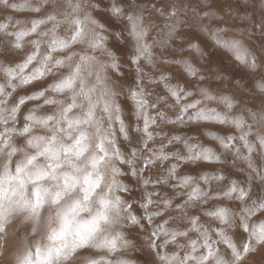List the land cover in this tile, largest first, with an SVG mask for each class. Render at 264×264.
<instances>
[{
	"label": "snow or ice",
	"instance_id": "snow-or-ice-1",
	"mask_svg": "<svg viewBox=\"0 0 264 264\" xmlns=\"http://www.w3.org/2000/svg\"><path fill=\"white\" fill-rule=\"evenodd\" d=\"M2 3H7V0H0ZM34 0H25V5L32 6ZM51 3L56 9V14H48L46 19H34L31 21L30 27H25L17 31H6L4 34L8 37L15 38L14 47L21 49L22 41L31 34H37V39L31 40L29 43L34 46L35 50L31 53H25L26 58L22 63L15 67H6L3 69L10 78L8 86L15 90L17 87L27 85L31 81L39 80L50 73H54L60 69H67V73H61L56 81L52 83L44 91H40L34 96H26L18 98L19 102L14 106L8 107L6 99H0V125H7L9 121L15 122L17 113L22 112L21 106L26 105L27 100L44 98L45 105H52L55 111L52 115L27 114L25 117L24 133L31 136L27 140L28 145L36 149V155H33L28 160L32 164L38 156H42L49 161V171H40L38 178L43 179L50 177L56 181L55 187L60 189L56 193L57 200L72 196L77 191L80 198L75 199L71 205L70 211L73 217L81 212L90 211V202L97 196V190L100 189L104 193L96 202L99 207L95 214L90 219L82 221L80 226L71 240V243H63L60 248L55 249L57 255L63 253L66 260L76 252L77 249L85 246L96 247L100 250H106L109 254L108 258L104 256L99 260L92 261V264H130L119 258L112 259L111 254L116 253L121 243L127 247L129 242L124 238L123 232H116L115 235L98 237L97 234L101 231V224L111 222L114 225H120L121 228L126 227L124 221L130 222L132 225H137L143 231V224L140 223L141 217H137L132 212L131 203L122 200L118 192L129 191L128 187L117 179L118 176L124 175L121 169L116 165V161L120 164H127L131 169V175L135 178L138 173L144 172L145 168L160 162L163 166L166 161H175L166 169L167 175L157 181H149L143 178V183L148 185L165 184L173 188L184 189V192H177V197H186L182 203L173 204L170 198H163L159 192H146L144 194V202L140 207L144 210L143 219L151 226V236L145 237L148 247L154 251L164 249L165 251L157 252L158 259L161 264H239L244 255L255 251V245H264V223L252 222V218L257 213H264V198L259 201L256 198H250L251 182L253 177L249 176V187L241 186L236 180L231 181V186L221 193L213 194L209 190L201 188L195 182V178L189 175L177 176L176 173L181 165H196L201 162H220L221 156L210 147H205L199 142H193L194 138L181 135L169 134L166 132H153L150 127H161L162 124L177 125L185 127L192 124H200L202 122H210L219 125L234 126L241 131L239 137L243 142V147L247 150V156H243L241 149L233 144L236 140L235 136H223L213 132H205V135L219 143L224 150L234 149V155L240 156L247 161L248 167L253 171L259 172L254 164L251 154L256 151V146L249 140L252 125H248V131H244L246 121L245 118L235 115H230L236 106L233 99L221 94L214 95L208 88L199 87V94L202 99L188 100L193 97L194 93L182 88L180 85L167 83V77L161 75L160 81L164 82V87L169 95L175 100V104L179 105V112L175 118L169 117L163 110L157 112L155 116H150L149 107L156 108L157 104H149L146 99L145 88L142 80L145 75L144 69L139 65L138 61L145 60L146 63L155 68L156 63L153 45L147 43L145 38L149 33V28L144 23V11L147 5L142 8L133 3L128 5L129 11L125 13L120 6L114 5L111 9L112 13L117 16L120 21H127L125 31L133 41L134 55H132V64L136 65L137 80L136 87L131 91V99L135 105V115L137 119H143L142 130L138 127V132L142 131L138 143L141 144L139 149L132 148L131 156L125 157L119 147L116 146L115 131L113 124H119V132L123 134L124 139L128 140L129 136L126 131L125 122L121 119V109L117 103V93L107 88V76L101 77L96 71V64L100 63L95 55L89 54V50L96 51L103 49L106 37L100 36L93 28H86L87 24L103 27L98 24L90 13H86L85 5L82 3H72V0H39L35 4L34 10L40 12L42 7ZM98 7L96 5H89ZM172 11L170 13L163 12L162 8H157L161 16L165 18L164 27L167 29V39L163 44H167L174 39H180L195 49L198 55L203 57L200 47L193 44L186 36H177V33L182 25H187L191 28V24L186 19L180 18V10L174 5H170ZM15 7V5H13ZM156 8V5H152ZM191 10L195 15H199L194 7L185 5L184 15ZM81 14H83L81 16ZM62 17V18H58ZM207 22H203L199 27L200 32H207L209 38L214 40L220 47L232 52L235 58L251 69L258 67L256 58H252L251 65H247V49L240 46L238 41L228 40L221 33L225 31L219 25L213 22L218 18L215 13L206 12ZM49 22L52 26L47 30L38 32L41 25H46ZM60 25L72 26L69 30V35L58 36L56 30ZM9 24L0 23V30L9 29ZM51 39L46 41V51H41L44 37ZM73 45H87V47L78 51ZM181 49H177L180 51ZM58 51L65 52L64 58L60 59L53 55ZM106 54L112 58L113 63L110 65L100 63V70L105 71L108 67L117 69L118 65L114 62L115 57L110 51L104 49ZM39 58V59H38ZM37 61L38 66L34 67L30 74H25V69ZM168 61H165L167 63ZM173 63L181 64L189 76L195 77L199 74V69L192 65L189 60L172 61ZM95 76L97 84L89 86L88 78ZM201 81L203 76H199ZM12 81H17L13 83ZM149 81H156L149 77ZM98 86L101 91L97 94ZM260 90L264 91V84L260 85ZM51 91L60 94L63 99H52L45 95V92ZM3 87H0V96H7ZM81 98L87 103H82ZM163 97H158V100H163ZM182 101H187L183 102ZM204 101H215L223 105L228 111L221 112L215 107H207ZM102 105V108L100 107ZM173 108L174 105H166ZM34 111V110H33ZM102 113V114H101ZM249 115L256 123L264 122V112H261L259 117L255 112L249 110ZM44 130V134H39L40 130ZM15 131L14 126L5 130V134H11ZM36 133V134H34ZM164 136H168L167 142H162L152 148L148 147L149 142L154 141L156 137H160L163 141ZM258 142L261 150V156L264 158V135L258 137ZM182 145L184 153H181L175 145ZM169 146H173L172 150L166 151ZM147 151V155H145ZM143 161V167L136 168V160ZM101 167L107 169V174L101 173ZM200 179L211 186V182L226 180L224 175L203 173ZM260 181L264 182V175H259ZM175 180L176 184L171 185L169 181ZM107 191L101 189V184ZM153 196H161L163 199V210H161L160 200H153ZM226 197L228 199H236L241 203L239 211L229 209L227 207H217L215 211H205L204 214L209 217H215L221 225L226 227L207 228L200 224V216L190 215L189 208H196L198 205L207 204L210 200ZM250 201V202H249ZM150 205H156L155 211H149ZM167 211L179 212V219L187 223V227L183 230L168 227L169 220H163L158 224H154V218L163 216ZM122 213H127L123 215ZM112 219L110 221V215ZM237 218L239 223H237ZM242 228L247 234L248 240L243 243L241 252L232 237L228 234L227 229ZM2 230V229H0ZM196 233L195 238L190 234ZM215 233V237L212 235ZM56 238H62V233ZM180 238H187V244L179 243ZM157 241H160L157 243ZM225 245L231 250L234 260L226 259L221 254L219 245ZM170 245H175L180 251H183V256L179 252L168 251ZM187 249V250H185ZM66 250V251H65Z\"/></svg>",
	"mask_w": 264,
	"mask_h": 264
},
{
	"label": "rangeland",
	"instance_id": "rangeland-1",
	"mask_svg": "<svg viewBox=\"0 0 264 264\" xmlns=\"http://www.w3.org/2000/svg\"><path fill=\"white\" fill-rule=\"evenodd\" d=\"M262 1L264 0H134L135 4L141 8L144 5L148 6L144 11V23L145 26L149 28V33L145 41L153 45L152 51L156 63V67L153 68L143 59L138 61L139 65L147 74L142 80L147 94L146 99L149 101L150 105L157 104L156 108L149 107V115L155 116L158 111L163 110L169 117L175 118L176 114L179 112V105L175 104V100L165 89L164 82L160 81L161 75L167 77V83L173 85L178 84L182 88L192 91L194 95L193 97H189L188 100L202 99L198 88L194 85L208 88L217 96L221 94L230 96L236 104L230 115H242L245 118L246 125L244 131L249 130L248 125H252L249 140L256 146V151L251 154V157L259 175H264V158L261 156L258 142V137L264 135V122L256 123L253 121L249 115V110L255 112L257 117H259L261 112H264V91L260 90V85L264 84V9L262 10V8H264V2L261 4ZM36 3H39V0H34L32 6L25 5V0H7L6 4L0 2V23H10L13 25L9 29L0 30V87H3L6 93H9L6 97L0 96V99H6L8 107L14 106L13 101L18 103V98L20 97L34 96L38 92L44 91L56 81L57 77L62 72L67 73L68 71L66 68L60 69L39 80L31 81L27 85L19 86L15 90L8 86L10 78L3 69L6 67H15L17 64L22 63L26 58L25 53H31L35 50L34 46L29 42L40 37H38L37 34H31L21 42L23 47L21 49H16L14 47L15 38L8 37L4 33L6 31H17L25 27H30L32 20L46 19L48 14H56V9L51 3L44 5L40 12H36L34 10ZM72 3L84 4L86 13H90L91 16L98 21V24L103 26L96 27L91 24L86 25V28H93L100 36L106 37L103 49H97L94 52L89 50V54L95 55L100 63L110 65L113 63V60L104 51V49H106L113 54L115 57L114 62L118 65L117 69L108 67L105 72L100 70V63H97L96 71L99 72L101 77L107 76L105 86L117 93L116 100L120 106L121 119L125 122L129 139H124L123 134L119 132V124L114 123L113 129L115 131L116 146L125 154L126 158H129L132 148L139 149L141 147L138 140L140 136L143 135L142 131L138 132L136 130L138 127L142 130L143 119H137L135 115V105L131 99V91L136 87L137 66L132 64V55L135 54L133 41L124 30L127 21L118 20L111 9L114 5H117L127 13L129 11L128 5L133 3V0H72ZM13 5H15V7H13ZM66 5L67 0H65V6ZM89 5H96L98 7ZM152 5H156V8L152 7ZM170 5H174L179 9L180 18L186 19L189 24H191V28L187 25H182L177 36H186L193 44L198 45L203 53L202 58L197 54L195 49L191 48L180 39L169 41L166 45L162 43L167 39V29L164 27L166 21L164 16H161L160 12L157 11V8H162L163 12L170 13L172 11ZM185 5L194 7L199 15H195L189 10L185 16ZM206 12L216 14L218 18L213 23L225 29V31L221 33L222 36L231 41L236 40L240 45L243 43V45H241L243 48L247 46L245 48H248L247 51L249 53L247 56V65H251L252 58L255 57L258 65L256 69H251L238 61L232 52L218 46L214 40L210 39L207 32L202 33L198 30L203 22H207V17L204 16ZM82 15L83 14H81V16ZM58 18L62 17L58 16ZM52 23L54 22L41 25L38 32L47 30V28L52 26ZM71 27L72 26L69 25H60L56 30V34L58 36H67L70 34L69 30ZM238 30L239 32L237 33L236 31ZM246 35L247 40H245ZM230 37H233V39ZM51 38V35L42 38L45 43H42L41 51H46V41H49ZM73 47L78 51H82L87 45H73ZM177 49L181 50L177 51ZM53 55L63 59L65 52L58 51L53 53ZM182 59L189 60L193 66L199 69V74L195 77L189 76L181 64L172 62ZM165 61L168 62L165 63ZM36 66H38L37 61H34L32 65H29L28 69H25V74H30L32 69ZM199 76H203L204 80L201 81ZM149 77L153 78L156 82H150ZM12 82L17 83V81ZM87 84L89 86L96 85L97 81L95 76L88 78ZM101 90L102 89L98 86L97 94ZM45 95L52 99H63L60 94L51 91L45 92ZM158 97H163L164 99L158 100ZM80 102L87 103V101H84L82 98ZM183 102L187 101H182V103ZM166 105H174V107L169 108ZM204 105L207 107H215L221 112L228 111L223 105L215 101H204ZM21 107L23 111L17 113L15 122L9 121L7 125H0V163H8L14 174L16 173L18 162L24 156L25 142L31 138L29 134H25L23 131L26 115L30 113L37 116L52 115L55 111L54 106L44 104L43 97L27 100L26 105ZM100 107L102 108V105ZM13 126L15 131L10 135L5 134V130ZM150 131L193 137V142H199L205 147H210L221 156L220 162H201L191 166L181 165L176 173L177 176H192L195 178L196 184L205 190L211 191L213 194H222L227 190V187L231 186L232 180H236L241 186L248 188L249 176H252L253 179L249 197L256 198L258 201L264 198V182L260 181L257 172H253L248 167L247 161L243 160L238 155H234V149L224 150L218 142L205 135V132L210 131L226 137L229 135L235 136L236 140L233 141V144L241 149L243 156H247L249 154L243 147V142L239 139L242 133L234 126L219 125L210 122H202L198 125L192 124L185 127L162 124L161 127H150ZM39 134H44V130L41 129ZM167 139L168 136H164L163 141L160 137H156L154 141L149 142L148 147L152 148L162 142L166 143ZM175 147L179 148L181 153H184L182 145L177 144ZM172 148L173 146H169L166 151H170ZM144 154L147 155V151H145ZM173 162L175 161H166L163 166H161L160 162L150 165L148 168H145L142 177L147 178L149 181H157L167 175L166 169ZM116 165L124 173V175L118 176L117 179L129 189L127 193L121 191L117 194L121 196L122 200L131 203V209H129V211L137 217H141L140 223L143 224L144 228L143 231H141L139 226L132 225L128 221L123 222L127 224L126 227L121 228L120 225H115L111 228L105 236H109V234L115 235L116 232H123L124 238L129 242L127 247H124L121 243L119 250L111 254V258H119L123 261L130 262V264H161L157 252L165 250L158 249L154 251L148 247V243L144 238L151 236L152 228L148 222L143 219L145 212L140 207V204L144 202V194L146 192H159L162 194L163 198L172 199L174 205L182 203L183 199L186 197H177L175 193L184 192L185 190L173 188L162 183H149L145 185L141 174L138 173L137 177L134 178L127 164H120L119 161H116ZM135 166L137 169L142 168L144 166L143 161L137 159ZM205 172L224 175L227 179L222 181L213 180L211 186H209L200 179V176ZM169 184L174 185L176 181L171 180ZM225 185H227V187H225ZM101 189L105 192L107 191L103 186V182L101 184ZM97 192L100 193L101 190L98 189ZM162 197H152L153 200L161 201V210H163ZM27 198L29 203L34 202L30 185L27 187ZM241 206L238 200H230L221 196V198L210 200L207 204L198 205L196 208H189L188 212L190 215L200 216L199 223L211 229L226 226L221 225L219 220L215 217L206 216L204 214L205 211H215L217 207H227L239 211ZM148 210L155 211L156 205H150ZM49 211L48 205L45 204L42 207L39 224L34 234L33 225L31 223H25L22 215H14L9 219V222L5 226L4 239H0V246L3 248V254L0 255V264H12L13 255L21 249L31 250L34 239L39 238L43 241L47 231ZM122 214L125 216L127 215V213ZM178 217L179 212L167 211L163 216L155 217L153 223L158 224L163 220H169L168 227L183 230L188 225L186 222H182ZM252 222L257 225H259V223H264V213H257V215L252 218ZM237 223H239L238 218ZM227 231L237 244L238 249L242 252V245L248 240L247 234L242 228H228ZM190 235L195 238L196 233H191ZM212 235L215 237V233H212ZM73 238L74 236L72 239ZM159 242L160 241H157V243ZM179 243L186 245L187 238H180ZM219 249L226 259L234 260L231 250L228 249L227 246L221 244L219 245ZM168 251L179 252L180 256L184 254V252L180 251L175 245H170ZM102 256L108 258L109 254L106 250L85 246L84 248L77 249L76 252L69 257L68 264H92V261L99 260ZM239 264H264V245H255V251L244 255Z\"/></svg>",
	"mask_w": 264,
	"mask_h": 264
},
{
	"label": "clouds",
	"instance_id": "clouds-1",
	"mask_svg": "<svg viewBox=\"0 0 264 264\" xmlns=\"http://www.w3.org/2000/svg\"><path fill=\"white\" fill-rule=\"evenodd\" d=\"M37 150L31 148L25 142L23 158L18 162L14 174L8 163H0V239H4L5 226L14 215H22L25 223L33 225V234L39 224L42 207L47 204L50 211L47 218L46 235L41 241L39 238L33 240L32 248L21 249L12 257V264H68L63 253L57 255L55 249L60 248L63 243H71L80 223L88 220L95 214L99 207L97 200L104 195L97 194L90 202V211L81 212L73 217L70 208L75 199L80 198L77 191L72 196H65L59 200L56 193L60 189L55 187L56 181L50 177L38 178L40 171H49V161L38 156L29 164L31 156L36 155ZM101 173L107 174V169L101 167ZM31 186L33 201L29 203L27 198V187ZM110 215V221L112 214ZM115 225L111 222L101 224V231L98 237L105 236ZM62 233V238H56ZM66 251V250H65ZM3 248L0 246V255Z\"/></svg>",
	"mask_w": 264,
	"mask_h": 264
},
{
	"label": "bare ground",
	"instance_id": "bare-ground-1",
	"mask_svg": "<svg viewBox=\"0 0 264 264\" xmlns=\"http://www.w3.org/2000/svg\"><path fill=\"white\" fill-rule=\"evenodd\" d=\"M248 2H249V1H248ZM263 2H264V1H262L261 4H262ZM245 5H246V4H245ZM260 6H261V5H260ZM246 7H247V6H246ZM261 7H262V6H261ZM263 9H264V8H262V10H263ZM230 17H231V16H230ZM234 27H235V26H234ZM247 27H248V26H247ZM261 31H262V30H261ZM228 32H229V31H228ZM236 32L238 33L239 30L236 31ZM229 34H230V33H229ZM233 34H234V33H233ZM240 35H241V34H240ZM249 35H250V34H249ZM234 37H235V36H234ZM244 37H245V36H244ZM244 37H243V38H244ZM251 37H252V36H251ZM230 38L233 39V37H230ZM236 38H237V36H236ZM244 39H245V38H244ZM245 40H247V35H246V39H245ZM234 41H236V40H234ZM251 41H252V40H251ZM243 42H244V40H243ZM244 43H245V42H244ZM263 44H264V43H263ZM241 45H243V43H242ZM241 45H240V46H241ZM246 45H247V44H246ZM241 47H242V46H241ZM244 47H245V44H244ZM246 47H247V46H246ZM246 47H245V48H246ZM250 47H251V46H250ZM247 49H248V48H247ZM232 56H233V55H232ZM234 57H235V56H234Z\"/></svg>",
	"mask_w": 264,
	"mask_h": 264
}]
</instances>
